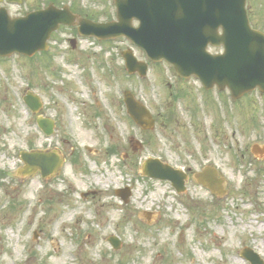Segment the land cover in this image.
<instances>
[{
    "label": "rangeland",
    "instance_id": "obj_1",
    "mask_svg": "<svg viewBox=\"0 0 264 264\" xmlns=\"http://www.w3.org/2000/svg\"><path fill=\"white\" fill-rule=\"evenodd\" d=\"M110 2L106 16L116 11ZM247 7L264 31V0ZM68 37L58 32L48 50L31 57H0V264H251L240 253L245 248L264 260V154L242 150L247 142L264 145L257 138L264 136V99L255 93L231 103L213 89L209 117L197 119L194 105L167 98L182 86L201 90L199 80H180L169 63L152 62L123 38L72 44ZM130 49L149 63L146 76L128 72L123 52ZM125 90L150 108L153 130L134 123ZM29 92L43 102L38 112L24 101ZM167 108H175L178 123L169 133L162 126ZM38 115L56 120L51 136L39 129ZM224 132L230 152H220ZM130 137L142 142L136 155L127 149ZM113 145L118 150L110 153ZM38 149L58 153L62 165L50 177L39 170L22 176L21 151ZM148 157L189 170L186 189L143 176ZM205 165L223 179L222 194L196 180ZM124 187L128 202L115 190Z\"/></svg>",
    "mask_w": 264,
    "mask_h": 264
},
{
    "label": "water",
    "instance_id": "obj_2",
    "mask_svg": "<svg viewBox=\"0 0 264 264\" xmlns=\"http://www.w3.org/2000/svg\"><path fill=\"white\" fill-rule=\"evenodd\" d=\"M247 0H117L119 21L97 24L82 21L85 33L102 38L126 35L144 48L155 61L168 60L184 77L196 75L207 88L217 85L229 87L234 97L260 87L264 91V32L251 26L246 9ZM46 16L10 19L0 12V56L20 52L33 55L45 49L47 39L58 27L59 20ZM51 14V15H47ZM141 19L140 27L132 26V19ZM65 22V21H64ZM211 46L224 47L223 53H212ZM130 72L146 74L147 64L138 61L132 51L124 52ZM25 101L33 110L40 102L28 94ZM127 108L132 117L144 128L154 125L148 108L134 95L125 93ZM144 117H148L147 120ZM47 134L53 124L39 119ZM31 173L38 167L43 175L57 169L60 159L37 152H22ZM143 173L161 179H172L178 190H184V175L159 159L149 158L143 164ZM207 172L199 180L215 189Z\"/></svg>",
    "mask_w": 264,
    "mask_h": 264
},
{
    "label": "flooded vegetation",
    "instance_id": "obj_3",
    "mask_svg": "<svg viewBox=\"0 0 264 264\" xmlns=\"http://www.w3.org/2000/svg\"><path fill=\"white\" fill-rule=\"evenodd\" d=\"M110 3H113L115 5V0H111ZM116 6V5H115ZM106 3L105 0H0V11L2 13H5L6 15L12 17V18H20L24 19L26 17L31 18L35 17V13L42 11L41 16H46V12L48 13H53L55 18L62 19V20H67L69 21L68 23H62L60 24L59 30L57 32H54L51 35V42H53V37L55 34L58 32H63L65 34H68V40L71 41L72 44H76L78 40L87 38L84 37L81 31L85 29L80 22L82 20L84 21H92V22H105V21H111L117 19L116 16V7H115V14H108L106 16ZM51 14H47L48 16ZM134 24L138 25L139 21L134 20ZM179 77V76H177ZM180 80L183 78L179 77ZM185 80V79H183ZM172 86V85H171ZM185 87V88H184ZM182 86L179 87L176 93L174 92L175 96L173 93H170L168 96V102L170 104H174L176 102L174 99H177V102L180 100H184V102H188L191 105H194V108L192 110L193 113L197 115V119L200 116V113L203 112L205 117H209V106L211 103H213V93L214 90H206L204 87L202 89L198 88H192V90H189V87L187 86ZM196 90L199 93V96L194 95L192 92ZM227 93V94H226ZM258 94L260 97L264 99V93L260 92L259 90H256L254 92H251L247 95H253V94ZM170 95H173V97H170ZM225 95H228L230 102L232 103V95L230 91L226 90ZM247 95H244L243 97L240 98L243 99ZM254 100H252L253 104ZM251 104V107H252ZM202 107V110H201ZM250 107V108H251ZM189 108V106H188ZM254 104H253V107ZM175 109V108H173ZM172 109L170 111V108L166 109V113L163 116L162 120V126L165 132L169 133L170 125H172V122H176L177 128H178V123L177 121H172L171 116L174 115L175 111ZM231 109V106H230ZM230 113V117L232 116V109L225 111V113ZM257 113H255L253 119L257 118ZM200 121V119H199ZM193 122H195L193 120ZM214 127V126H213ZM211 132H214L215 138L219 137L220 131L217 133L215 130H211ZM167 135V134H166ZM246 135L244 134V137ZM243 137V134H242ZM259 140L258 141H264V136L259 135L257 137ZM220 145L222 147L220 148V152L223 150L224 152H230L232 144L229 143V141L226 138L225 132L223 134L222 141H220ZM128 150H130L132 155H136L139 150L135 149L131 144H129ZM243 152H255L257 154H264V145L254 142V143H249L247 142L244 147L242 148ZM190 151V150H189ZM188 152V151H187ZM127 157H130L128 153H126ZM210 165H205L202 167H199L198 170H205L208 168ZM184 170L186 172L187 169L184 167ZM197 171V170H195Z\"/></svg>",
    "mask_w": 264,
    "mask_h": 264
},
{
    "label": "bare ground",
    "instance_id": "obj_4",
    "mask_svg": "<svg viewBox=\"0 0 264 264\" xmlns=\"http://www.w3.org/2000/svg\"><path fill=\"white\" fill-rule=\"evenodd\" d=\"M220 186L222 187V185H221V184H220ZM220 186H219V187H220ZM237 260H238V261H240V262L242 261V260H240V259H237Z\"/></svg>",
    "mask_w": 264,
    "mask_h": 264
}]
</instances>
